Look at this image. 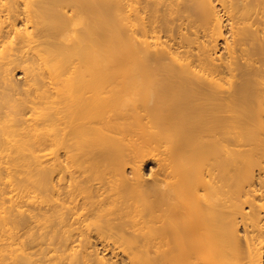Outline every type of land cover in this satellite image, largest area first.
<instances>
[{
    "label": "bare ground",
    "instance_id": "1",
    "mask_svg": "<svg viewBox=\"0 0 264 264\" xmlns=\"http://www.w3.org/2000/svg\"><path fill=\"white\" fill-rule=\"evenodd\" d=\"M0 264H264V0H0Z\"/></svg>",
    "mask_w": 264,
    "mask_h": 264
},
{
    "label": "rangeland",
    "instance_id": "2",
    "mask_svg": "<svg viewBox=\"0 0 264 264\" xmlns=\"http://www.w3.org/2000/svg\"><path fill=\"white\" fill-rule=\"evenodd\" d=\"M229 36V35H228ZM21 71V70H20ZM19 70L17 71L18 72V75H20L21 74V72H20ZM20 73V74H19ZM23 75V74H22ZM17 76L16 78L18 79V80H20L19 82L20 83H23V82H21V81H24V79L22 78L23 76ZM154 169V170H153ZM151 170H152V172H155V171H157V166H156V164L153 162V163H151V165H148L147 167H146V169H145V173H147V176H149V174H151ZM148 178V177H147Z\"/></svg>",
    "mask_w": 264,
    "mask_h": 264
}]
</instances>
